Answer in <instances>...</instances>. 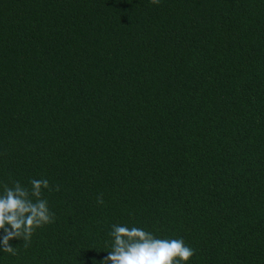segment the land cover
Segmentation results:
<instances>
[{
    "label": "trees",
    "instance_id": "16d2710c",
    "mask_svg": "<svg viewBox=\"0 0 264 264\" xmlns=\"http://www.w3.org/2000/svg\"><path fill=\"white\" fill-rule=\"evenodd\" d=\"M32 179L54 222L0 264H103L116 224L264 264V0H0V194Z\"/></svg>",
    "mask_w": 264,
    "mask_h": 264
},
{
    "label": "clouds",
    "instance_id": "9594fccd",
    "mask_svg": "<svg viewBox=\"0 0 264 264\" xmlns=\"http://www.w3.org/2000/svg\"><path fill=\"white\" fill-rule=\"evenodd\" d=\"M159 4L160 0H151ZM31 188L24 187L19 181L3 185L0 194V250L16 254L9 241L23 240L25 246L36 229L54 222L48 201L43 192L59 191V187H50L47 179H32ZM97 203L103 204L102 194L97 196ZM109 235L113 238L112 249L103 264H186L194 249L182 239L157 238L152 232L139 227L113 225Z\"/></svg>",
    "mask_w": 264,
    "mask_h": 264
}]
</instances>
